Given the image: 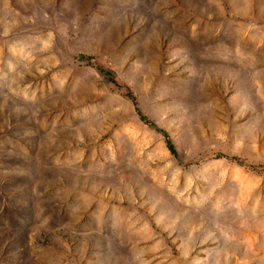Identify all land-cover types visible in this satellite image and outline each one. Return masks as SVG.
Returning <instances> with one entry per match:
<instances>
[{"label": "rangeland", "instance_id": "rangeland-1", "mask_svg": "<svg viewBox=\"0 0 264 264\" xmlns=\"http://www.w3.org/2000/svg\"><path fill=\"white\" fill-rule=\"evenodd\" d=\"M0 264H264V0H0Z\"/></svg>", "mask_w": 264, "mask_h": 264}, {"label": "trees", "instance_id": "trees-1", "mask_svg": "<svg viewBox=\"0 0 264 264\" xmlns=\"http://www.w3.org/2000/svg\"><path fill=\"white\" fill-rule=\"evenodd\" d=\"M109 82L118 87L117 83L112 78L109 80ZM123 88L125 90V94H124L125 97L128 98L129 100H131L132 105L134 106V110L136 111V113H138V111L136 110V107H135V104H134V101H133L131 93L129 92V90L126 87H123ZM156 130H157V133L161 134L164 137L165 145H166V148L169 151V153L171 155L175 156V151H174L172 145L170 144V142H169V140L167 138V135L164 132H162V131H160L158 129H156Z\"/></svg>", "mask_w": 264, "mask_h": 264}]
</instances>
